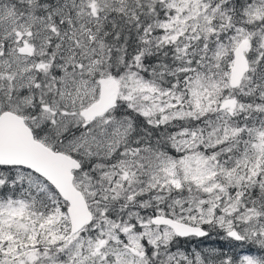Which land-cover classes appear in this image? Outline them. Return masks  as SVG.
<instances>
[{
	"label": "snow or ice",
	"instance_id": "obj_1",
	"mask_svg": "<svg viewBox=\"0 0 264 264\" xmlns=\"http://www.w3.org/2000/svg\"><path fill=\"white\" fill-rule=\"evenodd\" d=\"M0 264H264V0H0Z\"/></svg>",
	"mask_w": 264,
	"mask_h": 264
}]
</instances>
